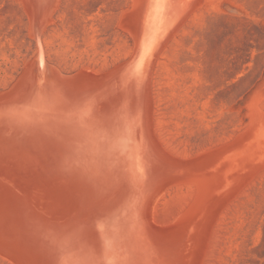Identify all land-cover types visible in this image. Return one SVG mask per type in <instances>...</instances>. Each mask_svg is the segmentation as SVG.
<instances>
[{"label": "water", "instance_id": "obj_1", "mask_svg": "<svg viewBox=\"0 0 264 264\" xmlns=\"http://www.w3.org/2000/svg\"><path fill=\"white\" fill-rule=\"evenodd\" d=\"M38 53L0 93V255L13 264H199L224 205L264 169L255 96L231 143L188 162L153 132L149 80L199 0H133L119 29L133 55L110 71L63 75L40 34L59 0H21ZM196 186L167 226L148 221L162 190Z\"/></svg>", "mask_w": 264, "mask_h": 264}, {"label": "rangeland", "instance_id": "obj_2", "mask_svg": "<svg viewBox=\"0 0 264 264\" xmlns=\"http://www.w3.org/2000/svg\"><path fill=\"white\" fill-rule=\"evenodd\" d=\"M133 0H59L40 40L63 75L104 74L134 51L119 29ZM199 6V7H197ZM189 16V17H188ZM167 42L149 81L153 132L171 158L188 162L233 142L258 94L264 112V0H199ZM21 0H0V93L36 56ZM196 186L162 190L148 219L167 226L190 205ZM0 264H13L0 255ZM199 264H264V169L224 205Z\"/></svg>", "mask_w": 264, "mask_h": 264}, {"label": "bare ground", "instance_id": "obj_3", "mask_svg": "<svg viewBox=\"0 0 264 264\" xmlns=\"http://www.w3.org/2000/svg\"><path fill=\"white\" fill-rule=\"evenodd\" d=\"M197 7H199V6H197ZM56 9V8H55ZM189 17V16H188ZM50 18H51V16H50ZM187 20V19H186ZM185 21V20H184ZM49 23V22H48ZM47 23V24H48ZM183 25V24H182ZM46 27V26H45ZM42 33V32H41ZM174 35H175V33H174ZM172 38V37H171ZM40 43H41V45H42V49H43V52H44V61L46 62V55H45V50H44V46H43V43H42V41L40 40ZM37 53H38V47H37V45H36V55H37ZM47 63V62H46ZM151 80V79H150ZM149 80V81H150ZM151 82V81H150ZM149 86H150V84H149ZM151 92V91H150ZM151 95V94H150ZM151 98V97H150ZM152 102V101H151ZM152 104V103H151Z\"/></svg>", "mask_w": 264, "mask_h": 264}]
</instances>
